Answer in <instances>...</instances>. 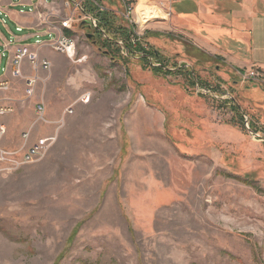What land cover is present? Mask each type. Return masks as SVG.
<instances>
[{
    "label": "rangeland",
    "instance_id": "rangeland-1",
    "mask_svg": "<svg viewBox=\"0 0 264 264\" xmlns=\"http://www.w3.org/2000/svg\"><path fill=\"white\" fill-rule=\"evenodd\" d=\"M84 1L58 0L74 58L47 51L30 101L4 82L23 96L0 148L42 149L0 165V264H264V75L229 62L224 32L196 37L190 5Z\"/></svg>",
    "mask_w": 264,
    "mask_h": 264
},
{
    "label": "crops",
    "instance_id": "crops-1",
    "mask_svg": "<svg viewBox=\"0 0 264 264\" xmlns=\"http://www.w3.org/2000/svg\"><path fill=\"white\" fill-rule=\"evenodd\" d=\"M138 2L139 0H132ZM160 1V0H148ZM168 1V0H167ZM169 2V1H168ZM182 5H190L188 10L184 6L180 15L191 18L194 35L220 36L223 32L225 40L232 50L228 52L229 62L239 67L255 69L264 75V0H177ZM227 4L230 7L227 8ZM64 13L58 0H0V82H9L15 87L30 77L31 71L26 63L20 68L22 77L14 78L11 57L15 47L28 46L40 52L41 57L48 59L47 44L58 35L67 36L70 30H62L58 17ZM212 13L217 14L211 19ZM222 17L227 21L224 31L213 29V21H220ZM224 17H228L224 18ZM218 20V21H217ZM202 46L207 44L199 40ZM209 45V44H208ZM52 65V64H51ZM4 93L5 101L16 102L23 94L14 92ZM22 94V96H21ZM3 94H1L2 96ZM3 97V96H2ZM18 104L16 106V111ZM18 112V111H17Z\"/></svg>",
    "mask_w": 264,
    "mask_h": 264
},
{
    "label": "built area",
    "instance_id": "built-area-1",
    "mask_svg": "<svg viewBox=\"0 0 264 264\" xmlns=\"http://www.w3.org/2000/svg\"><path fill=\"white\" fill-rule=\"evenodd\" d=\"M173 0H169L171 2ZM137 8V7H136ZM136 8L129 5L127 2L124 4V13H127V17H129L130 13H136ZM87 23L89 27L97 28V22L94 18L88 17ZM62 30H70L71 26L68 20L62 21L59 24ZM102 31V29H100ZM104 34V31H102ZM132 35V34H131ZM118 45L122 47V41L118 40L116 42ZM47 47L61 55L66 56L70 60L74 58V50H75V41L69 36L58 35L52 41L47 44ZM134 46H128V48L122 47V55L129 57L133 55ZM126 49V51L124 50ZM3 56V53L0 52V58ZM84 60V59H83ZM26 63L33 73V76L23 78L20 74L21 66ZM11 65L14 69L12 73V77L20 78L25 82V100L30 101L33 97V91L35 84L38 81L37 75L39 73H49L51 71V63L49 60L41 57L40 52L36 49H31L28 46H17L15 47L12 57H11ZM249 79H254V72H250L248 75ZM8 84L4 82H0V117L11 114L15 112L16 106L12 103L2 102L1 94L9 91ZM5 101V100H4ZM35 116L37 121L45 122V106L41 103H35ZM4 128L0 126V132L2 133ZM42 149L41 143L35 145L30 151H25L23 148L16 149L14 151H9L6 149L0 148V165L4 167L3 171L8 172L14 167L18 166L25 161L31 160L33 157H36L39 150Z\"/></svg>",
    "mask_w": 264,
    "mask_h": 264
},
{
    "label": "trees",
    "instance_id": "trees-1",
    "mask_svg": "<svg viewBox=\"0 0 264 264\" xmlns=\"http://www.w3.org/2000/svg\"><path fill=\"white\" fill-rule=\"evenodd\" d=\"M96 0H94V4L98 6V3L95 2ZM85 4H87L88 8H93L92 5L93 4V0H85L84 1ZM84 8H87L86 6H84ZM97 8L95 7L94 9H88L87 12L85 10H83V13H92L93 10H96ZM106 11V10H105ZM99 12L97 10L98 13H96L94 16H95V20L97 22V30H100V29H105L107 31H111L113 26H114V19H113V16L112 14L109 12V11H106V12ZM112 19V20H111ZM104 32V34H105ZM67 36H72L70 32L67 33ZM142 55L144 56V59L145 58H148L149 55L145 54V53H142ZM152 57L155 58L156 60H158V55L156 52H153L152 54ZM161 69H163V65H159Z\"/></svg>",
    "mask_w": 264,
    "mask_h": 264
},
{
    "label": "bare ground",
    "instance_id": "bare-ground-1",
    "mask_svg": "<svg viewBox=\"0 0 264 264\" xmlns=\"http://www.w3.org/2000/svg\"><path fill=\"white\" fill-rule=\"evenodd\" d=\"M150 12L149 10H146L145 8L144 9H140L139 10V15L141 17V20L147 22L149 20H151L150 18H152V16L150 15ZM86 104V103H85Z\"/></svg>",
    "mask_w": 264,
    "mask_h": 264
}]
</instances>
